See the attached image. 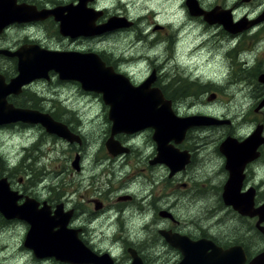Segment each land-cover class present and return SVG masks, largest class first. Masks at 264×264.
Instances as JSON below:
<instances>
[{"label": "clouds", "instance_id": "obj_1", "mask_svg": "<svg viewBox=\"0 0 264 264\" xmlns=\"http://www.w3.org/2000/svg\"><path fill=\"white\" fill-rule=\"evenodd\" d=\"M4 2L12 3L15 7L19 5L20 0H4ZM80 2L81 0H63L65 5L72 4L74 7L79 6ZM187 5L189 0H93L90 13L94 16L96 13H106L109 17L126 18L140 29V33L135 31L121 33L119 39H104L96 36L92 40H84L83 43L78 44L71 36H64L62 40H57L55 36L50 37L42 24L27 23L22 27L9 24L3 30V38H0V49L18 53L27 40L38 42L40 49L53 53L75 51L85 54L89 50L97 54L104 53L111 56L114 61H119L111 74L124 78L134 88L148 81L153 72V64L160 69L159 75L168 77L164 81L165 85L177 74L190 83H199L201 86L211 84L223 89L229 99L201 104L195 96H187L177 101L171 110L181 119L203 114L217 120L232 121L233 137L243 143L253 136L257 128L255 123L245 121V116L256 104L254 86L246 81L233 80L232 62L227 55L239 46L241 36L236 35L226 40L213 39L217 36L218 29L205 30L204 23L190 16V7ZM215 5L216 0H204L201 3V7L206 11L211 10L209 6L215 7ZM43 6L49 11L54 9L52 3L46 2ZM2 8L3 5H0V11ZM222 10L231 11L234 24L244 21L248 25L249 37L255 36L264 28V22H259L261 17H264V0H247V2L224 0ZM85 11L87 12L88 9ZM70 12L71 9L65 10L62 16L67 17ZM157 24L168 29L175 37L171 52L168 50V40L151 43L156 39L152 29ZM62 25L63 20H57V29ZM96 26L93 20L91 27ZM137 35H142L146 39L138 40ZM245 51L246 60L242 52L237 55V62L241 63L244 70L251 71L256 67L257 62L264 58V37ZM0 63L7 67L6 61L0 60ZM103 69L108 70L106 67ZM60 75V72L56 71L55 79H59ZM22 87L42 100L41 106L45 111H54L52 101H56L67 112L74 113L76 120L79 121L73 126L84 140L86 147L80 154V171L72 177L73 183L77 184L78 188L66 192L62 197L63 214L71 213L78 202H84L81 199L84 192L95 188L93 196L95 199L96 196L109 191L112 183L120 184L122 181L127 182L115 191L109 192V198L115 200L118 197L131 196L140 205L139 208L126 207L122 211L106 208L98 216L91 218L85 211L72 219L66 227L70 230L87 229L88 245L92 251L101 255L107 253L115 264H121V261L123 264H133L131 259H124L125 240L133 246L147 244L145 254H150L153 264H176L184 256L182 251L170 252L165 237L152 244L153 233L167 232L170 228V221L163 217L153 224L156 211L151 203L154 188L166 179L170 169L161 164L159 170L153 173V180L150 182L144 176L134 175L133 167L127 162L125 153L117 154L113 159H97V154L107 138V130L116 124L115 120L105 119L108 113L105 112V103L102 99L104 93L101 91L95 95H81L82 85L70 88L57 86L49 90L46 81H34ZM146 91L151 92V87ZM201 96L205 100L208 99L206 94ZM164 104L165 101L161 99L156 104V109L159 110ZM107 108L110 112L111 105H107ZM64 119L68 117L65 116ZM42 134L43 131L39 126H30L23 130L18 127L15 130L0 127V162H3L7 169L4 172L5 176L20 166L28 151L39 143ZM152 135H155V129L152 130ZM207 135L206 133L205 136ZM261 136L264 137V132ZM214 141L215 138L208 145H200L202 148L198 154L200 162L194 167L190 177L195 184L217 187L227 185L231 178L229 171H221L228 158L216 155ZM50 145L51 140H48L41 146V150H46ZM70 146V141L60 139L57 143L58 151L48 152L36 161L35 167L43 168L48 173L30 189L38 199H49L53 195L51 189L59 191L63 177L56 176L52 172V163L54 160L67 159L64 153ZM122 147L139 153L137 168L159 155L158 143L143 130L132 134ZM34 155L39 156V152ZM251 173L248 187H257L264 192V162H253ZM129 176H132V179H128ZM28 178L31 179L30 173ZM218 199L219 196L212 192L204 196L169 194L158 200L156 207L161 210L171 208L173 215L182 223L177 233L181 236L192 235L200 238L202 232H206L209 237L223 242H234L240 237L250 236L251 232L247 225L241 223L238 213L227 216L226 209H218ZM36 210L40 211L39 208ZM2 215L3 211H0V216ZM31 228L32 225L26 221H17L13 225L0 227V264H49L46 259L36 258L35 249L25 246ZM53 231H59V226ZM118 235L121 236L120 239L116 238ZM252 251L257 254L264 252V242L254 243ZM204 254L212 256L213 249L205 248Z\"/></svg>", "mask_w": 264, "mask_h": 264}, {"label": "flooded vegetation", "instance_id": "obj_2", "mask_svg": "<svg viewBox=\"0 0 264 264\" xmlns=\"http://www.w3.org/2000/svg\"><path fill=\"white\" fill-rule=\"evenodd\" d=\"M195 1H196L195 4H198L200 9H202L203 11H206L205 9L201 7V3H203L204 0H195ZM46 2L52 3L54 8L66 6L63 3V0H20L19 4H25L29 7H34L36 11H41V10H47L43 6L44 3ZM243 2H247V0H243ZM1 3H5V2L2 1ZM92 3L93 1L88 2L87 6L91 8L90 5ZM223 3H224V0H216L215 7L209 6L211 10H207L206 12L212 11L213 9H216L217 11H224L222 10ZM112 17L117 18L116 16L109 17L106 13H102L100 14V17L98 18V20L96 21V24H99V25L104 24ZM192 18H195L199 22L204 23L205 30L218 29L217 36L214 37L213 39L226 40L230 37L240 35L241 40H240L239 46L236 47L233 51L228 52L227 54L228 57L231 58L232 67H233V77L243 76V78H240L237 81H246L249 85L254 86V90L258 88L257 85L264 88V83H259L258 81V77L261 74H264V58L260 59L257 62L256 67L253 68L251 71L244 70L241 66V63L237 62V55L242 52L244 53V59L246 60L247 52L245 50L252 48V46L256 43L257 40L264 37V28H262L261 31L258 32L253 37H249L247 35L248 29L233 35V34L226 32L223 29V27L220 25L207 24L204 21L203 17L201 16L192 17ZM150 19L151 18L149 17V20ZM27 23L42 24L45 27L46 31L48 32L49 36L50 37L55 36L57 40H62L64 37L60 35L59 29H57L56 27L57 21H55L54 17L50 16L42 20H33V21L25 22V23H12V24L18 27H22ZM3 30L0 33V38H3L2 36ZM132 31H135L136 33H140V29L137 28L135 24L130 23L128 27L119 28V29L106 32L98 36L105 39L106 37L111 36V35H120L121 33L132 32ZM152 31L155 33L156 39L153 40L151 43L155 44L156 42L160 40H168L169 41L168 50L169 52H171L172 44L175 40V37L172 34H170L169 30L157 24L152 29ZM94 37L96 36L76 37V38H73V40L76 43H82L84 42V40H92ZM136 39L144 40L146 39V37L142 35H137ZM30 47H38L40 49L38 42H30L26 40L21 50L31 51L32 48ZM0 50L10 51L8 49H0ZM66 52H75V51H66ZM90 53L97 55L100 62H102L106 68H110L114 70L116 68V65L119 63V61H114L111 56L105 55L104 53L97 54L96 52L89 50V52L85 54H90ZM0 60L7 62L6 68L4 67L2 63H0V78L2 79L3 84H8L9 81L13 79L14 77H16L17 75L18 59L17 57H9V56L0 54ZM159 71L160 69L156 67L155 64H153V72H152L151 77L149 78L150 82L147 81L146 83H148V88L151 87V89H158L161 93L162 97H159V98L155 97L154 100L158 102L159 100L163 99L164 101L169 102L171 109L176 104L177 101L182 100L184 97L197 96V99H201L202 98L201 94H207L205 92H208L210 90L216 91L217 89H220L211 84L207 86H201L199 83L198 84L189 83V84L183 85L182 81L180 80L179 77H177V75L174 79H171L170 83L165 85L164 81L167 78L159 75ZM254 72L256 73L255 75H254ZM48 77H49L48 80L39 79V80H33L32 82L46 81L48 87H50L51 85L62 86V84H66V85L70 84L76 87H80V84L73 80L55 79L56 74L52 72H49ZM250 78L251 79L255 78L254 82H249ZM32 82H30L29 84H31ZM49 89H51V87ZM88 94L95 95L96 93L81 90V95H88ZM216 97H217L216 94L210 93L207 101L213 102V100L216 99ZM254 98L255 100H257V104L254 109V112L258 113L259 115H256L257 116L256 118H251L250 114L247 113V115L245 116V121L255 123L257 125L256 131L258 127H261L262 128L261 133H262L264 132V106L261 108L258 106L260 102L262 101V99L264 98V91L258 93L257 95H254ZM6 102L12 105L14 108L35 111L42 115H46L50 117L53 121L57 123H61L65 125L67 129L69 130V132L71 133V135L74 137V140L70 141L71 146L69 150L66 153H64L67 159H64L62 161L67 162V165L69 166V168L70 169L72 168L75 172L80 171V167H79V162L81 159L80 154L81 152L84 151L86 145H85L84 140L76 132V128L73 126L79 123V121L76 120L74 113L67 112L56 101H52L53 107L55 109L54 111H45L41 106L42 100L39 99L32 92L24 90L23 87L21 88L19 93L8 95L6 97ZM108 110L109 109L105 105V112L108 113ZM65 116H67L68 119H64ZM199 116H209V115H199ZM209 117H212V116H209ZM105 119L110 121L108 118V115H106ZM219 121H227V123L220 124V125H210V126L190 128L185 132V135L182 141H180L179 143L175 142L174 140L175 138L167 140L165 149L168 152L166 153V155L164 154L165 155L164 157L159 159V157L157 156L154 159H150L147 163H142L139 170L134 172V175L144 176L148 181L151 182L153 180V173L159 170V166L161 164L166 165L167 169H170L166 179H164L161 184H159L157 187L154 188L152 192L153 199L151 201L152 207L156 211V216L153 220V224H155L157 221H159L163 217V218H167L170 221V228L167 232L158 231V232L153 233L152 244H155L156 242H158L161 237H165V243L169 244L170 252H176L177 250L182 251L184 253V256L178 262H176V264H181L182 262L193 264L195 262H200L201 259L203 258L209 264H213V263L216 264V262L217 264H264V252L257 254L252 251V245L254 243L264 242V192H261L259 188L257 187H252V188L248 187V181L250 180L251 175H252L251 173L252 163L253 162H264V143H261L260 145L256 146L255 148H253V150L251 149L252 151H248V149H244L245 153L243 155L236 152L234 153L236 155L234 157V155L232 154L233 158L237 159L239 163L242 160H245L242 167L239 168V170L238 169L232 170L234 167L239 165V163L236 164V166L231 167L230 169H228L225 164L224 169H221L222 172L227 170L231 173L230 180L232 183H234L233 187L236 186V184L238 183L240 184V188L238 192L225 193V185L211 187L207 184H204V185L195 184L190 179V177L193 174L194 167L200 162L198 159V156L196 155V153L198 152V149L202 150L200 145L201 144L208 145L207 136L203 135L201 138L199 135L194 133L195 131L204 130V131L211 132L215 130H220V128L222 127H229L230 129L227 131V133L226 132L223 133L222 136L219 135L218 137L215 138V141H214L216 155L225 156L220 151V145L226 138L228 137L234 138L233 137V122L229 120H219ZM30 126H39L40 129L43 131V134L40 137L39 143L33 146V149H31L32 150L31 152L28 151L29 157L27 158V162L32 160L36 163V161L40 158V156L44 155L42 154V151H41V146L45 144L44 140L46 141L51 140V143L55 144L54 145L55 147H53L52 149H55L57 148L58 141L62 138H59L55 135L47 134L44 131V129L38 124L32 125V124H25V123L18 122L14 124L10 123L6 125H0V127H4L7 129L18 127L21 130L26 129ZM142 130L147 135H149V137L152 139V129L151 128H146ZM139 131L141 130H138L136 132H139ZM134 133L128 134V133L119 132V133L112 134V130L110 127L106 133L107 138L104 142V146L101 148L100 152L97 154V159L98 160L113 159L117 154L125 153L128 163H130L129 161L130 158H132V161H137L138 163L137 158L139 156V153L133 149L122 147V145L127 141V139H129L130 136ZM262 138L264 139V137ZM109 141H111L114 145H111V147L108 148L107 143ZM236 141L239 142L238 140ZM110 149L112 151H110ZM36 152H39V156L36 155V157H34V153ZM169 157L171 159L170 161H169ZM181 157H183L184 163L180 160ZM158 160H165V162L162 161L160 163L158 162ZM169 162H170V165L172 166H169ZM57 164L58 162H53L52 166H56ZM181 164H183L182 167H179L181 166ZM26 165H28L30 168H27V169L23 168ZM177 167H179V169H176ZM31 168H32V162L25 163L24 165L23 163H21L18 168L12 170V172H9L8 175L5 176L4 172L7 171V169L5 168L3 162H0V177L6 179L11 191L16 192L19 196H21V198L18 200V204H22L26 198L33 199L35 202H37V208H39L40 210L43 209V213L45 214L43 213L42 214L50 223L46 228L47 231L49 230L48 231L49 234L50 233L51 235L53 234V237H57V238L60 237V238H65V239H67V237L74 236L75 239L80 241L83 245H85L91 251L92 249L88 245V230L87 229L80 228V229L70 230L66 227V225L72 219H75L77 215L85 211H87L90 214L89 218H91V217L98 216L101 212L105 211L106 208H115L118 211H122L126 207H133V206L137 208L140 207L139 203L131 196L118 197L115 200L110 199L109 192H113L117 189L115 184L112 183V187L109 189V191L104 192L103 195L96 196L95 199H93V196L96 191L95 188H93L90 191L84 192L81 197V199L84 202L83 203L78 202L75 205L71 213L64 215L63 214L64 203H62V197L64 196L66 192H69V191H72L78 188L77 184L73 183V181L68 180V176L70 175V173L68 172V174L65 175V171H56L52 169V172L56 176L63 177V179L60 182L59 191H57L56 189H51V191L53 192V195L47 200H40L38 199V197L35 195L34 192L30 191V189L33 188L36 185V183L48 173H46L45 170L42 168V171H40L42 173V176L40 177L35 176L36 178L31 177V179H29L27 170ZM61 168L66 169L64 166H61ZM16 174L18 175V177L12 176ZM239 176H241V180H238ZM158 188L160 189L159 192L157 191ZM210 192L216 193L219 196V199L217 200L218 209L219 208L226 209L227 216H233L237 213L239 214L241 223L247 225L249 232H251L250 236L240 237L234 242H223L220 240L213 239L209 237L206 232H202L200 238H196L192 235L181 236V235H178L177 233H178V230L182 227V223L180 220L177 219L175 215H173L171 208H169L168 210H161L159 207H156L157 201L161 200L162 198L167 197L169 194H177V195L178 194H194L195 196H204ZM230 199H233V201L231 202ZM211 214L212 213H209V215ZM17 221H20V220H16V219L8 220L0 216V227L6 226V225H13ZM120 223H121V227H123L122 220L120 221ZM57 226H59V231L54 232L53 229L56 228ZM116 238L120 239L121 236L118 235ZM58 242L59 243L57 245L62 244L61 246H68V243L72 241L67 240V241H58ZM197 243H198V246H197ZM124 244H125L124 259H131L133 262L139 261V264H153V260L150 258V254H145V249L148 247L147 244L133 246L130 243H128L126 240L124 241ZM205 248L213 249V255L205 256L204 254ZM94 253L97 255H100V257L107 256L104 259L106 264H115V262L108 257L107 253H104L103 255H101L98 252H94ZM36 258L38 260L46 259L49 262V264H70L66 261L64 262V261L56 260L54 257H51V256L43 257V258L36 257ZM121 264H123V261H121Z\"/></svg>", "mask_w": 264, "mask_h": 264}, {"label": "water", "instance_id": "obj_3", "mask_svg": "<svg viewBox=\"0 0 264 264\" xmlns=\"http://www.w3.org/2000/svg\"><path fill=\"white\" fill-rule=\"evenodd\" d=\"M2 1L4 0H0V5H3L2 11H0V33L9 24L42 20L50 16L54 17L55 21L63 20L59 33L62 36H71L72 38L98 36L130 25V22L124 18L112 17L104 24H96L95 28L91 27L92 21L95 20L96 22L100 14H102L96 13L94 16L90 13L91 8L87 6V3L93 0H81L79 6L74 7L72 4H69L56 7L52 11H36L34 7H29L25 4H19L14 7L12 3H1ZM195 3V0H189V5H187L190 7V16L192 17L201 16L207 24L220 25L226 32L233 35L248 29V25L244 21L238 24L233 23L231 11H217L213 9L206 12ZM68 9H71L70 14L67 17L62 16V13ZM85 9H88V11L86 12ZM262 21H264V17H261L259 22ZM30 48H32L31 51L20 50L18 53L0 50L1 55L17 57L18 59L16 77L11 79L8 84H3L0 78V88H2V92H0V125L18 122L32 125L38 124L49 135L73 141L74 137L65 125L57 123L50 117L38 112L14 108L6 102V97L19 93L22 86L29 84L33 80H48L49 72L56 74V71L61 74L60 80L79 82L80 87L82 85V90L87 92L97 93L102 91L104 93L102 99L105 105H111V111L109 112L108 110V118L110 121H116L115 126L111 127L112 134L119 132L129 134L146 128L155 129V135H152V139L159 145V159L164 157L168 152L165 149L167 140L175 138V142L179 143L182 141L185 132L190 128L227 123V121H219L209 116L177 118L171 110L170 103L166 101L164 106L157 110L156 104L160 100L156 102L154 98L162 97L158 89H152L151 92H147L148 83L138 88L132 87L124 78L113 76L111 74L112 69L107 68L108 70H104V64L100 62L95 54L76 52L53 53L39 49L38 47ZM148 81L150 82V79ZM258 81L259 83H264V74L258 77ZM263 106L264 98L258 107L261 108ZM261 130L262 128L258 127L253 136L243 143L237 142L232 137L226 138L221 143L220 151L228 158L226 163L228 169L239 163L237 159L233 158L232 154L234 157L236 156L234 154L236 152L243 155L245 153L244 149L252 151L256 146L264 143V139L260 136ZM107 145L109 148L114 144L109 141ZM110 151L112 150L110 149ZM170 157L169 161L171 160ZM180 160L184 163L183 157ZM162 161L165 162V160H158L160 163ZM244 161L242 160V163L240 162L232 170H239ZM182 165L179 167H182ZM169 166H172L170 162ZM179 167L176 169H179ZM238 180H241V176L238 177ZM233 184L229 179L227 185H225V193L239 191L240 184L238 183L234 187ZM20 198L21 196L16 192L11 191L6 179L0 177V211H3L2 217L8 220L26 221L32 225L25 246L35 249L36 257L51 256L56 260L66 261L70 264H106L104 259L107 256L100 257V255L95 254L75 239L74 236L65 239L53 237V234H49V230L47 231L46 228L50 223L44 217L43 214L45 213H43V209L37 211V202L30 198H26L22 204H18ZM230 201L232 202L233 199H230ZM67 240L72 241L68 243V246L57 245L58 241ZM133 264H139V261L133 262ZM181 264L189 263L182 262ZM193 264L209 263L203 258L200 262Z\"/></svg>", "mask_w": 264, "mask_h": 264}, {"label": "rangeland", "instance_id": "obj_4", "mask_svg": "<svg viewBox=\"0 0 264 264\" xmlns=\"http://www.w3.org/2000/svg\"><path fill=\"white\" fill-rule=\"evenodd\" d=\"M61 5V4H60ZM90 6H92V4L90 5ZM119 37H120V35H111V36H108V37H106L105 39H107V38H112V39H119ZM83 43V42H82ZM79 44V43H78ZM256 73L254 72V75H255ZM165 78H168V77H166V76H164ZM177 77H179L180 78V80L182 81V84L183 85H185V84H189L190 82H188V80L187 79H183V78H181V76L179 75V74H177ZM240 78H243V76H238V77H233V80L234 81H237V80H239ZM254 80H255V78L254 79H249V82H254ZM198 84V83H197ZM50 86V85H49ZM62 86L63 87H68V88H70V87H72L73 85H66V84H62ZM258 86V88H256V90H254V95H257V93H260V92H263L264 91V88L263 87H261V86H259V85H257ZM51 87V89L53 88V87H57V86H54V85H51L50 86ZM50 87H48V89L50 88ZM51 89H49V90H51ZM205 93H207L206 95H207V97L209 96V94L210 93H214V94H216L217 95V97H216V99H214L213 100V102H217V101H220V102H222V101H225V100H227V99H229V97H227V96H225V94H224V90L223 89H217L216 91L215 90H210V91H208V92H205ZM196 98H197V96H195ZM198 100V102L199 103H201V104H211V103H213L212 101H207V100H205V99H203V98H201V99H197ZM256 104H257V100H256ZM256 104L249 110V114H250V117L251 118H256L257 116L256 115H259L258 113H255L254 112V109H255V107H256ZM203 115V114H202ZM10 129H13V130H15L16 128H10ZM230 128L229 127H222V128H220V130H215V131H211V132H208V131H204V130H199V131H195L194 133L195 134H197V135H199L201 138H202V136L204 135L205 136V134L207 133L208 135H207V144H209V142L213 139V138H216V137H218L219 135L220 136H222V134L223 133H227V131L229 130ZM44 142L46 143L47 141L46 140H44ZM200 143H202V142H200ZM51 145H52V147H51ZM51 145L46 149V150H41L42 151V154H44V155H46L48 152H56V151H58L59 149L58 148H55V149H52L53 147H55L54 145L55 144H52L51 143ZM33 149V148H32ZM30 152L32 151V150H29ZM201 150L200 149H198V152L196 153V155L198 156V154H199V152H200ZM43 155V156H44ZM29 157V152H28V154L24 157V159L22 160V162L21 163H23V165L25 164V163H29V161L27 162V158ZM34 157H36V155H34ZM31 162H32V168L31 169H28L27 170V172L28 173H30L31 174V177H33V178H36L35 176H37V177H40V176H42V173L40 172V171H42V168H40V169H36V167H35V162L34 161H32V160H30ZM130 163L129 164H131L132 165V167H133V173L134 172H136L137 170H139V168H137L136 167V164H137V161H132V158H130ZM53 162H58V164L56 165V166H52V169L53 170H56V171H65V175L66 174H68V172L70 173V175L68 176V180H70V181H73L72 180V177L74 176V174L75 173H77V172H75L72 168L70 169L69 168V166L67 165V162H64V161H62V160H54ZM61 166H64L66 169H63V168H61ZM23 168H30L28 165H26L25 167H23ZM25 170V169H24ZM9 173V172H8ZM64 175V176H65ZM13 177H18V175L16 174V175H12ZM128 179H132V176H129L128 177ZM127 181H122V182H120V184H116V183H114L115 184V186L117 187V188H119V187H122L125 183H126ZM158 192L160 191V189L158 188V190H157Z\"/></svg>", "mask_w": 264, "mask_h": 264}, {"label": "trees", "instance_id": "obj_5", "mask_svg": "<svg viewBox=\"0 0 264 264\" xmlns=\"http://www.w3.org/2000/svg\"><path fill=\"white\" fill-rule=\"evenodd\" d=\"M10 172H12V171H10Z\"/></svg>", "mask_w": 264, "mask_h": 264}, {"label": "bare ground", "instance_id": "obj_6", "mask_svg": "<svg viewBox=\"0 0 264 264\" xmlns=\"http://www.w3.org/2000/svg\"><path fill=\"white\" fill-rule=\"evenodd\" d=\"M258 94V93H257Z\"/></svg>", "mask_w": 264, "mask_h": 264}]
</instances>
